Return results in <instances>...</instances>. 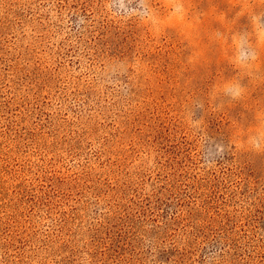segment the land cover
<instances>
[{
  "label": "rangeland",
  "instance_id": "1",
  "mask_svg": "<svg viewBox=\"0 0 264 264\" xmlns=\"http://www.w3.org/2000/svg\"><path fill=\"white\" fill-rule=\"evenodd\" d=\"M0 264H264V0H0Z\"/></svg>",
  "mask_w": 264,
  "mask_h": 264
}]
</instances>
